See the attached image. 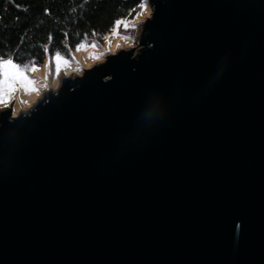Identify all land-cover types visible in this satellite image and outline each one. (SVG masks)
Returning a JSON list of instances; mask_svg holds the SVG:
<instances>
[{
  "label": "water",
  "instance_id": "water-1",
  "mask_svg": "<svg viewBox=\"0 0 264 264\" xmlns=\"http://www.w3.org/2000/svg\"><path fill=\"white\" fill-rule=\"evenodd\" d=\"M137 51L0 111V264H264V0H148Z\"/></svg>",
  "mask_w": 264,
  "mask_h": 264
},
{
  "label": "trees",
  "instance_id": "trees-1",
  "mask_svg": "<svg viewBox=\"0 0 264 264\" xmlns=\"http://www.w3.org/2000/svg\"><path fill=\"white\" fill-rule=\"evenodd\" d=\"M143 0H0V61L42 66L104 37Z\"/></svg>",
  "mask_w": 264,
  "mask_h": 264
},
{
  "label": "rangeland",
  "instance_id": "rangeland-1",
  "mask_svg": "<svg viewBox=\"0 0 264 264\" xmlns=\"http://www.w3.org/2000/svg\"><path fill=\"white\" fill-rule=\"evenodd\" d=\"M150 14L151 7L148 1L146 10L138 6L127 17L118 20L124 21L127 27L122 24L117 29L115 24L104 37L80 44L69 56L59 54L68 61L67 64L61 63L59 75L56 72V55L48 56L42 66L26 68L12 60L19 66L27 80L22 82L18 79L15 81L14 91L10 93L11 104L0 103V111L13 107V116H17L20 112H26L34 107L43 99V95L46 96L47 93L57 91L63 78L81 77L84 74L83 69H89L104 62L107 56L118 53L120 50L134 49L137 51L141 47L139 37L143 23L150 17ZM5 60H1L0 63ZM27 81L32 83L28 85Z\"/></svg>",
  "mask_w": 264,
  "mask_h": 264
},
{
  "label": "snow or ice",
  "instance_id": "snow-or-ice-1",
  "mask_svg": "<svg viewBox=\"0 0 264 264\" xmlns=\"http://www.w3.org/2000/svg\"><path fill=\"white\" fill-rule=\"evenodd\" d=\"M153 3H155V0H152ZM148 0H143L142 4L140 5L142 9H147ZM116 28L119 29V27L124 24L125 27L127 25L124 21H116ZM95 47V45H93ZM67 64L68 61L66 59H63L59 54L55 56V63H56V72L57 75H59L60 72V65L61 63ZM0 103L5 105L11 104V97L10 93L14 91V84L16 80L26 81L27 78L24 76L23 72L19 68L18 65L14 64L12 60H5L2 63H0ZM32 82L27 81V84L30 85Z\"/></svg>",
  "mask_w": 264,
  "mask_h": 264
}]
</instances>
